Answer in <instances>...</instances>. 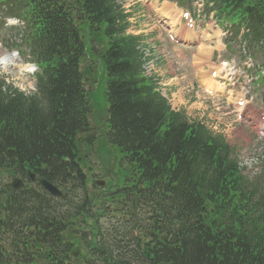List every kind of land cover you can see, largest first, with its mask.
<instances>
[{"label":"trees","instance_id":"trees-1","mask_svg":"<svg viewBox=\"0 0 264 264\" xmlns=\"http://www.w3.org/2000/svg\"><path fill=\"white\" fill-rule=\"evenodd\" d=\"M10 1L29 21L27 41L34 47L42 75L37 92L29 96L10 86L3 90L0 82V175L30 169L58 184H69L71 179L85 185L82 149L94 148L98 138L90 124L92 107L84 80L89 70L80 67L86 49L74 20L79 19L107 45L100 52L106 73L107 126L113 132L107 136L118 162L107 183L110 201L118 206L122 194L113 190L138 174L137 182L151 186L150 195L159 204L167 229L182 231L178 248L141 249V261L264 264V184L249 183L226 144L170 109L155 90V81L142 74L138 39L125 33L126 15L114 2ZM214 1L220 12L247 25L256 42L264 40V0ZM166 180L176 182L175 191L168 190ZM169 193L176 199L161 198ZM10 196L0 197V264H135L138 254L115 240L119 227L110 242L116 249L104 243L97 224L82 234L85 246L93 248L86 255L80 252L78 230L89 218L84 214L87 201L66 200L58 217L44 211L41 198L33 194L22 192L15 201ZM205 212L207 216L196 224L194 219ZM25 226L29 248L10 252L7 241L24 237ZM88 234L96 241L88 240ZM152 249L153 257L148 254Z\"/></svg>","mask_w":264,"mask_h":264},{"label":"rangeland","instance_id":"rangeland-1","mask_svg":"<svg viewBox=\"0 0 264 264\" xmlns=\"http://www.w3.org/2000/svg\"><path fill=\"white\" fill-rule=\"evenodd\" d=\"M127 10L134 13L131 17L130 32L141 34L144 40L143 45L149 44L153 41H162V51L156 46L154 47V60L146 65V72L148 74H156L162 77L161 83L165 86L161 89L164 96L170 99L172 108L183 111L186 118L191 122H201L208 125V128L220 135L225 142L228 143L231 149L232 157L236 158L241 166L242 172L245 177L250 180L258 178L260 183H264V153H261L264 144L253 136L245 127L238 126L233 123L230 118L214 113L209 106L198 100L200 94L197 93V88L191 89L187 86V81L184 80V85H180L178 76L185 74L189 71L186 65H179L178 61L172 62L171 55L168 53L163 36L158 37L152 33V22L149 18V13L144 7L142 0H118ZM1 25V18H0ZM0 37L7 38L4 30H0ZM87 41V39L85 38ZM86 47L91 49V45L86 43ZM233 47L237 48L234 44ZM253 52V51H252ZM256 58H260L261 54L253 52ZM162 56V63L156 65L155 58ZM91 64L94 65L92 79L94 80L91 97L94 108L96 109L92 115V124L94 126L102 127L104 122V113L100 109L107 107L105 101V70L101 58L97 55L90 53ZM25 57H20L23 59ZM175 63V64H174ZM6 82L8 86L18 88L26 94L32 92L31 89L35 88L34 76H21L16 70L1 71L0 81ZM183 84V83H182ZM252 94L261 95L264 100V82L259 87H251ZM222 116V117H221ZM92 158V157H91ZM113 154L109 155L106 151L100 150L90 160L92 166L91 173H96L98 178H103L108 170H113L114 163ZM88 188L91 190V183H88ZM101 225L106 226L108 219L102 218Z\"/></svg>","mask_w":264,"mask_h":264},{"label":"water","instance_id":"water-1","mask_svg":"<svg viewBox=\"0 0 264 264\" xmlns=\"http://www.w3.org/2000/svg\"><path fill=\"white\" fill-rule=\"evenodd\" d=\"M30 177V176H28ZM32 178V177H31ZM34 179V178H32ZM45 189H47L51 194L53 195H60V196H64V194H62V192L64 191L62 188H55L51 183L47 182L45 179H36ZM98 184H103V182H97ZM9 186H11L12 188H18L21 186L20 181L17 179H14L12 182H10L9 184L5 185L6 188H8Z\"/></svg>","mask_w":264,"mask_h":264},{"label":"flooded vegetation","instance_id":"flooded-vegetation-1","mask_svg":"<svg viewBox=\"0 0 264 264\" xmlns=\"http://www.w3.org/2000/svg\"><path fill=\"white\" fill-rule=\"evenodd\" d=\"M138 196H140L139 193H138ZM142 213H145V211L143 210ZM146 216H147V218H148V217L151 216V214L148 213ZM146 222H148L147 219H146V221L143 223L144 226L147 225ZM147 230L150 231V232H149V240H150V241H153L154 239L156 240L157 238L151 237V236L154 234V228H151V229L148 228ZM158 234H159V233H158ZM166 241H169V239H166ZM161 243H162V244H165L164 241H162ZM168 247H169V249H171L172 244H168Z\"/></svg>","mask_w":264,"mask_h":264}]
</instances>
